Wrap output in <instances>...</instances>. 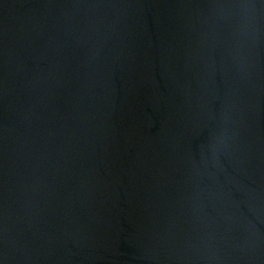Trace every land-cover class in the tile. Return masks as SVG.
I'll return each mask as SVG.
<instances>
[{
	"label": "water",
	"instance_id": "obj_1",
	"mask_svg": "<svg viewBox=\"0 0 264 264\" xmlns=\"http://www.w3.org/2000/svg\"><path fill=\"white\" fill-rule=\"evenodd\" d=\"M0 264H264V0H0Z\"/></svg>",
	"mask_w": 264,
	"mask_h": 264
}]
</instances>
